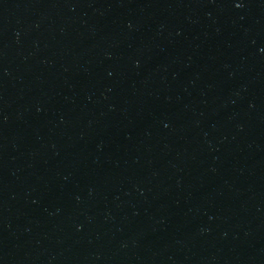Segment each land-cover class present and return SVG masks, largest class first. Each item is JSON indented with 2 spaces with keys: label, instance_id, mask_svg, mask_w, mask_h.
<instances>
[{
  "label": "water",
  "instance_id": "1",
  "mask_svg": "<svg viewBox=\"0 0 264 264\" xmlns=\"http://www.w3.org/2000/svg\"><path fill=\"white\" fill-rule=\"evenodd\" d=\"M0 264H264V0H0Z\"/></svg>",
  "mask_w": 264,
  "mask_h": 264
}]
</instances>
